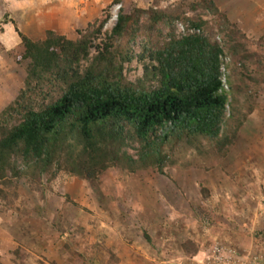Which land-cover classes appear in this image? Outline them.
Segmentation results:
<instances>
[{
	"label": "trees",
	"instance_id": "trees-1",
	"mask_svg": "<svg viewBox=\"0 0 264 264\" xmlns=\"http://www.w3.org/2000/svg\"><path fill=\"white\" fill-rule=\"evenodd\" d=\"M108 19L88 23L75 40L47 30L34 41L15 27L25 77L0 111V199L22 180L43 194L42 179L60 172L88 182L112 169L167 177L179 147L201 140L211 162L228 156L264 86V37L249 38L214 0H152L118 10L105 30ZM176 22L187 24L184 33H174ZM8 23L4 16L0 27ZM224 57L229 92L219 93ZM133 61L141 76L129 80ZM180 248L190 258L198 252L188 240ZM14 254L23 263L22 251Z\"/></svg>",
	"mask_w": 264,
	"mask_h": 264
},
{
	"label": "rangeland",
	"instance_id": "rangeland-1",
	"mask_svg": "<svg viewBox=\"0 0 264 264\" xmlns=\"http://www.w3.org/2000/svg\"><path fill=\"white\" fill-rule=\"evenodd\" d=\"M151 1L0 0V23L7 16L15 25L0 27V111L16 97L25 77L15 27L34 41L47 30L75 40V32L95 19L108 16L104 29L110 30L118 10L129 13ZM214 2L231 22L239 20L238 2ZM242 21L249 38L264 37H252L247 31L253 27ZM186 27L176 22L174 33ZM134 50L139 52L137 44ZM126 67L129 80L140 78V64ZM199 142L196 149L179 147L175 164L164 171L167 177L142 172L132 178L112 169L88 182L60 172L51 183L42 179L43 194L25 180L14 193L7 189V199H0V264H20L16 251L23 253L21 264H193L196 256L221 247L236 257L264 259V86L225 159L211 162L203 155L209 154V145ZM186 240L198 246L191 258L180 248Z\"/></svg>",
	"mask_w": 264,
	"mask_h": 264
},
{
	"label": "built area",
	"instance_id": "built-area-1",
	"mask_svg": "<svg viewBox=\"0 0 264 264\" xmlns=\"http://www.w3.org/2000/svg\"><path fill=\"white\" fill-rule=\"evenodd\" d=\"M191 32V30H190ZM220 65V92H229L227 84V66L229 59L224 57L221 59ZM231 250L226 251L225 248H217L215 251H210L208 255H199L194 258L193 264H264V259L256 254L234 256ZM205 253V252H204Z\"/></svg>",
	"mask_w": 264,
	"mask_h": 264
},
{
	"label": "crops",
	"instance_id": "crops-1",
	"mask_svg": "<svg viewBox=\"0 0 264 264\" xmlns=\"http://www.w3.org/2000/svg\"><path fill=\"white\" fill-rule=\"evenodd\" d=\"M233 0H230L232 3ZM237 4L238 2V10H241V14L239 15V20H233L234 23L241 29L246 28L243 24V19H246V25L249 27H253L252 31L249 32L252 37L258 38L259 36L264 35V0H234ZM243 10V11H242ZM228 17H231L228 14ZM231 19V18H230ZM241 21V22H240ZM260 25V26H258ZM258 26V27H257ZM257 28V29H256ZM256 29V30H254ZM259 30V34L254 33ZM248 33V34H249ZM258 36V37H257Z\"/></svg>",
	"mask_w": 264,
	"mask_h": 264
}]
</instances>
